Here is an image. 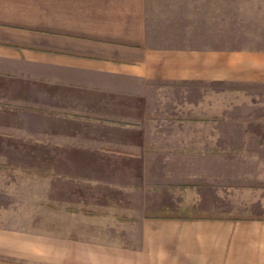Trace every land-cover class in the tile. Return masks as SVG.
Returning a JSON list of instances; mask_svg holds the SVG:
<instances>
[{
    "label": "rangeland",
    "instance_id": "374dc122",
    "mask_svg": "<svg viewBox=\"0 0 264 264\" xmlns=\"http://www.w3.org/2000/svg\"><path fill=\"white\" fill-rule=\"evenodd\" d=\"M39 84L8 82L0 91L4 221L19 224L37 214L32 202H43L52 232L136 246L141 220L155 216L264 218V129L256 125L264 89L85 99L43 94ZM23 90L35 104H9ZM203 96L209 105H193Z\"/></svg>",
    "mask_w": 264,
    "mask_h": 264
},
{
    "label": "crops",
    "instance_id": "0c3cea01",
    "mask_svg": "<svg viewBox=\"0 0 264 264\" xmlns=\"http://www.w3.org/2000/svg\"><path fill=\"white\" fill-rule=\"evenodd\" d=\"M8 82L85 99L264 89V0H0V91ZM22 92L9 104H35ZM32 203L19 224L0 215V264H264L261 217L155 216L132 246L52 232L49 209Z\"/></svg>",
    "mask_w": 264,
    "mask_h": 264
}]
</instances>
